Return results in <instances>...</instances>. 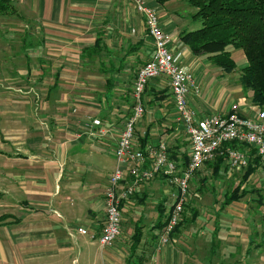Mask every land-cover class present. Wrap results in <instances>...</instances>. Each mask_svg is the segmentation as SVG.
Wrapping results in <instances>:
<instances>
[{
    "label": "crops",
    "instance_id": "0c3cea01",
    "mask_svg": "<svg viewBox=\"0 0 264 264\" xmlns=\"http://www.w3.org/2000/svg\"><path fill=\"white\" fill-rule=\"evenodd\" d=\"M13 1L28 8L43 35L36 52L37 63L27 75L36 72L45 87L51 88L45 99H12L0 105L9 119L6 149L0 153L5 159L6 194L5 212L0 217L9 218L0 227V235L4 234L0 239V264H187L184 251L176 248L178 239L180 247H211L212 256L218 248L225 252L246 247V258L251 247H259L254 257L257 260L262 255L264 235H241L238 222L228 218H239L230 210L244 199L226 208L222 207L223 199L215 211L218 218L228 212L225 220L233 231H225L219 224L207 239L205 232L194 233L203 215L191 209V220L185 213L173 243L156 244L155 237L161 235L157 228L162 232L164 229L159 227V221L164 217L166 222L175 199L174 188L167 187L163 177L141 184L134 197L123 203L122 233L113 246L103 248L90 238L100 236L104 229L105 195L118 168L116 147L133 112L137 74L152 60L154 44L144 19L128 0ZM156 3L147 0L151 8L155 9ZM160 17L163 30L173 38L171 51L181 66L194 73L202 89V94L188 98L199 118L228 114L233 109L244 117L255 118L256 108L246 103L249 97L240 77L239 81L230 80L208 57L195 56L183 45L180 34L191 30L186 31L189 27L180 24L185 22L182 17ZM200 64L205 70L201 71ZM246 66L247 61L243 67ZM199 68L200 72H195ZM144 105L135 144L144 147L167 142L171 154L184 163L190 155V141L179 124L166 79L148 84ZM225 170L227 163L213 179L219 180ZM214 196V204H218L216 193ZM151 200L156 202L159 221L146 235L141 225L154 210ZM194 211L198 212L195 222ZM81 228L86 235L79 232ZM138 228L142 240L135 249L133 238ZM222 257L224 260L226 255Z\"/></svg>",
    "mask_w": 264,
    "mask_h": 264
},
{
    "label": "built area",
    "instance_id": "2783aa9c",
    "mask_svg": "<svg viewBox=\"0 0 264 264\" xmlns=\"http://www.w3.org/2000/svg\"><path fill=\"white\" fill-rule=\"evenodd\" d=\"M128 1L144 19L148 36L154 44V55L136 77L135 105L119 138L115 151L118 168L110 178L105 195L104 229L100 236H90L103 248L113 246L121 236L123 203L130 201L138 187L145 182L163 177L175 191V199L169 208L160 239V244L165 246L170 244V239L183 221L193 178L208 163L221 156L226 159L228 167L235 171L248 168L252 159H258L264 168V110H259L255 118L244 117L233 109L228 114L200 119L190 108L188 98L191 94L200 95L201 87L194 73L181 66L171 51L173 38L163 30L159 11L149 7L147 0ZM156 79L169 82L179 124L190 141L188 165L172 159L167 142L144 147L135 144L136 126L145 114L144 95L148 84ZM79 232L87 234L84 228Z\"/></svg>",
    "mask_w": 264,
    "mask_h": 264
},
{
    "label": "rangeland",
    "instance_id": "374dc122",
    "mask_svg": "<svg viewBox=\"0 0 264 264\" xmlns=\"http://www.w3.org/2000/svg\"><path fill=\"white\" fill-rule=\"evenodd\" d=\"M153 5L159 15H167L174 20L173 17L178 15L182 21L181 25L188 26L186 31H195L202 27L200 21H196L193 16L197 13L195 8H192L188 4V0H171L164 5L158 3ZM17 15L0 17V105H5L8 100L19 99V100H42L46 98L47 89L51 88L44 84V80L40 81V76L34 72V75L28 71H32L34 65L37 63L36 52L39 47V42L42 38V33L39 30V25L36 23L35 16L26 8L16 3ZM158 6L159 9H158ZM232 53V57L237 63V69L234 73L227 74L230 80L239 81V77L243 66L246 65L245 56L242 51L229 49ZM244 62L245 65L242 63ZM201 71L205 70L203 64H200ZM195 72H200V68ZM200 74V73H198ZM197 74V75H198ZM50 78V77H48ZM47 78V79H48ZM54 78V76H51ZM136 82V81H135ZM241 83V82H240ZM248 99L246 103L249 106L255 107L252 103V92L247 91ZM202 94V89H201ZM215 97V94H213ZM243 98L245 96L243 95ZM134 101V94L133 100ZM256 108V107H255ZM5 108L0 107V153L1 150L6 149L5 130L8 124V118L6 117ZM256 112L259 109L256 108ZM5 159L0 157V214L5 212V174L3 167H5ZM245 170L233 171L227 165V170L222 172L220 179L215 181L211 170L206 167L200 173L195 175L194 182L191 183L190 198L188 206L186 207V219L191 220V209L199 211L202 214V221L199 222L200 228L192 230L194 233H206V239L214 232L216 225L222 226L225 231H233L230 228V224L226 222L228 212L224 211L218 218L215 211L219 210L221 202L224 199V195L235 189L244 175ZM206 179V183L203 180ZM167 183V182H166ZM167 187L170 185L167 183ZM172 187V186H170ZM173 188V187H172ZM246 190L249 195L242 200V204L231 208V212L239 215V218H234L230 215L228 218L231 221L238 222L237 230L238 233L246 234L254 232L260 236L264 235V168L261 167L256 175L250 180L246 186ZM214 193H216L219 203L214 204ZM152 205L151 217L143 221L141 226H145L146 235L150 227L153 226L154 222L159 221L158 211L155 212V200L150 201ZM17 215H20L16 213ZM199 215V216H200ZM243 215V216H242ZM242 216V217H241ZM241 224V225H239ZM197 226V225H195ZM160 237L156 238V244L159 243L163 232L162 229H158ZM164 231V229H163ZM186 231V230H185ZM199 238L198 235L194 236ZM0 239H4V234L0 235ZM174 236L170 239V243H173ZM260 237L258 238V240ZM187 240V238L185 239ZM187 241L193 243L192 239L189 238ZM206 243V242H205ZM199 243L197 242L196 245ZM179 239L177 240L176 248L182 249L187 258V264H264V245L260 247L262 255L256 260L254 259L255 254L259 247H251L252 252L249 257L246 256V247H233L232 249L224 250L222 252L220 248L216 249L215 256H212L210 250L211 247H180ZM179 246V247H177ZM222 255H226L224 260ZM228 255H232L231 258ZM4 256V253H3ZM4 260V258H3Z\"/></svg>",
    "mask_w": 264,
    "mask_h": 264
},
{
    "label": "trees",
    "instance_id": "16d2710c",
    "mask_svg": "<svg viewBox=\"0 0 264 264\" xmlns=\"http://www.w3.org/2000/svg\"><path fill=\"white\" fill-rule=\"evenodd\" d=\"M169 1L171 0H158V3L164 5ZM188 4L197 10L193 18L200 21L202 27L195 31L182 32L180 39L183 45L188 47L195 56L208 57L215 67L226 74L234 73L237 69V63L229 49L242 51L247 66L240 74L241 85L245 92H252L254 106L264 110V0H188ZM17 14L13 0H0V17ZM235 148L238 146L235 145ZM172 159L177 160L173 155ZM183 161L185 165H188L189 157L186 156ZM224 163L226 159L217 156L206 166L211 168L214 177L218 178ZM260 168L258 159L250 161L240 184L225 195L223 208L240 202L248 196L246 185ZM193 214V222H195L198 212L194 211ZM163 219L164 217L159 221V227L162 228L166 224ZM7 220H9L7 216H1L0 227L5 226ZM181 227L182 223L175 234ZM133 240L136 249L142 240L140 228L136 230Z\"/></svg>",
    "mask_w": 264,
    "mask_h": 264
}]
</instances>
